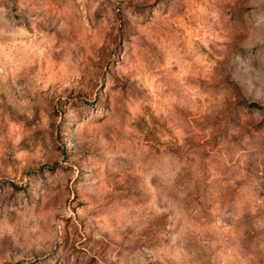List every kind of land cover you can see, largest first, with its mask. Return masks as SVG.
<instances>
[{"label":"rangeland","instance_id":"1","mask_svg":"<svg viewBox=\"0 0 264 264\" xmlns=\"http://www.w3.org/2000/svg\"><path fill=\"white\" fill-rule=\"evenodd\" d=\"M67 3L61 0L57 7ZM144 3L146 0H121L126 37L129 33L140 35L136 26L147 23L146 14L140 11ZM172 4L177 13L202 7L203 30L199 34L203 37L208 32L212 37L219 33L217 39L231 41L227 48L220 45L217 52L228 59L215 68L211 62L202 66L212 82L202 88L209 99L197 100L196 111L173 105L174 116L165 117L160 112L163 97L161 101L154 99L147 90L146 73L136 66L139 57L149 72L160 74L163 57L155 45L149 46L147 34L141 36L147 50L137 51L135 41L125 44L120 66L112 70L104 87L100 88L99 69L112 59L104 54H97L101 64L89 65L84 78L62 91L54 86L33 97L24 86L27 81L20 82L23 94L10 83H0V225H16L18 213L39 215L42 194L47 201L44 210L59 219L71 191L76 193L78 203H73L81 209L78 219L84 224L83 235L73 233L71 243L48 241L39 253L36 245L29 248L22 237L17 243L5 232L0 238V264H185L176 253L181 247L198 246L193 244L197 236L211 253L201 249L207 257L202 264H264V203L256 202L264 201V108L240 107L231 89L223 84L227 75L242 77L238 71L241 65L232 62L234 53L252 68L250 101L264 99L260 83L264 76V43H260L264 31H249L264 17V2L172 0ZM42 6V0H0L5 9L0 13V27L13 31L28 28L43 14ZM109 7L102 6L103 13H97L93 27L100 26L103 18L115 32L119 25L109 15ZM212 12H216L214 18ZM53 22L59 23L55 16L48 21L49 25ZM111 44V39L106 42L108 52ZM243 88L248 95L246 83ZM177 128L183 132L182 145L174 134ZM165 135L171 139L161 143ZM129 148L131 160L122 155ZM137 149L142 163L155 162L148 170L156 164L163 169L167 159L170 167L165 175L175 172L169 176L171 185L158 186L156 206L166 209L163 213L137 211L152 199L143 178L129 174ZM22 163L27 167L22 168ZM41 168L45 169L44 178L40 177ZM77 170L80 176L73 184ZM25 183L31 188L30 198L23 190L13 194L12 188L23 189ZM152 183L156 185L157 180ZM101 185L112 192L102 197ZM101 199L107 203L101 204ZM90 204L97 208L89 212ZM122 212L132 223L121 220L118 226L116 217ZM97 215L108 217L111 232L100 227ZM218 220L220 227L212 228ZM189 223L205 231L185 243L184 229ZM225 226L230 231L225 232ZM19 231L16 225L14 233ZM62 231L64 236L56 235L67 240V228ZM53 244L56 251L48 255Z\"/></svg>","mask_w":264,"mask_h":264},{"label":"clouds","instance_id":"2","mask_svg":"<svg viewBox=\"0 0 264 264\" xmlns=\"http://www.w3.org/2000/svg\"><path fill=\"white\" fill-rule=\"evenodd\" d=\"M60 2L61 0H56L54 4L53 0H42L43 6L40 11L43 14L36 23H31L28 28L19 27L13 31L0 27V83H10L12 87L23 94L20 82L27 81L24 86L30 88L33 97L38 93L47 92L49 88L54 86H60L62 91L71 88L74 81L84 78L86 75L85 68L89 65L101 64V61L97 59V54L110 55L112 57L111 61L107 65L101 64L99 69L101 88L104 87V81L111 75L112 70L120 66V61L123 59L126 50L125 44L129 40L135 41L133 47L137 51L147 50L148 46H144V41L141 39V36L147 34L146 38L149 41V46L155 45L156 50L163 57V64L158 70L160 74L149 72L139 57L136 66L146 73L144 79L147 81V90L154 99L161 101V97H163L160 112L165 117L174 116L173 105L181 108L188 107L190 110L196 111L199 107L196 103L197 100L203 102L209 99L202 88L207 87L212 82V78L205 76L201 70L202 66L211 62L215 68L228 59L227 56L218 55L217 52L220 45L227 48L231 41H226L223 38L217 39L219 33L212 37H209L208 32H205L203 37L199 34L203 30L201 16L204 9L202 7H197L195 10L186 9L183 13H177L173 8L172 0H146L140 11L146 14L147 23L143 26H136L140 35L129 33L126 37L123 32L125 27L123 17L120 15L121 0H68L67 5L63 8L57 7ZM208 2L209 0H204V3ZM261 2H264V0H261ZM102 6L109 7V15L119 25L115 32H113L112 26L108 24L107 20L103 18L100 26L93 27L96 23L97 13H103ZM112 9H115V11H112ZM4 11L5 9L0 7V13ZM124 15L126 16L128 13L125 12ZM52 16H55L59 23L53 22L49 25L48 21ZM211 16L214 18L216 12H212ZM76 17H79V19H75ZM37 24H43V27L38 28ZM152 28H155V31H150ZM256 29L264 31V17L253 25L249 31ZM109 33H112V36H109ZM169 37H171V40ZM110 39L112 40L111 52H108L105 45ZM260 43H264V40H261ZM73 53L76 54L75 60L73 59ZM233 55L235 58L232 62H238L241 65L238 71H241L242 77H247V79L243 80L242 77L234 79L232 75H227L223 84L231 89L236 97V103L240 107L251 110L264 108V99L257 98L251 101L249 99L251 90L254 87L252 84L254 78L250 76L252 68L242 61L239 55L234 53ZM123 71L126 73L128 69H123ZM243 83L248 85V95H245ZM260 83L264 87V76L260 78ZM215 86L219 87L220 85ZM24 103H28V101H24ZM152 107L156 108L157 105L154 103ZM40 115L46 121L47 118L43 111ZM58 123H62V121L58 120ZM261 126L264 127V125ZM193 130L195 131L194 126ZM174 134L182 145V130L179 128L174 129ZM170 139L171 137L165 135L161 143ZM143 150L147 151V149ZM131 152L132 149L129 148V151L122 153V155L131 160ZM136 152L137 159L133 161L134 167L129 174L142 177L147 192L152 195V199L143 208H138L137 211L155 210L157 213H163L166 209L156 206L158 186L160 184L171 185L173 181L169 179V176H175V172L165 175L170 167L167 159L163 161V169H161L160 164H156L155 167L148 170L155 162L149 160L148 163H142L139 159L140 149H137ZM21 155L24 154L21 153ZM37 155L42 158L43 154L40 149H37ZM33 158L35 159L36 156L34 155ZM20 166L22 168L27 167L23 163ZM176 171L178 172L179 169H176ZM44 175L45 169L41 168L40 177L44 178ZM79 176V170L75 171L72 177L73 184ZM154 178L157 180L156 185L152 183ZM69 187L71 189V186ZM20 190H23L25 196L30 198L31 188L29 185L25 183L23 189L12 188L13 194ZM160 190L163 191V189ZM111 192V188L101 185L100 195L102 197L105 193ZM73 201H77L75 191H71L68 205L65 206L61 217L56 219L55 213L44 210L47 201L42 194L39 202L40 214L26 215L18 213L20 219L16 221V225L20 226V231L14 233L16 225L9 227L5 223L0 225V238L7 232L18 243L22 237L29 248L36 245L37 253L42 250V246L47 244L48 241H55V243L61 245L71 243L73 233L83 235L84 231V224L78 219L81 209L77 207L78 201L77 203H73ZM256 202L264 203V201ZM105 203L107 201L101 199V204ZM73 208H77V210L73 212ZM96 208L97 205L90 204L88 211L91 212ZM95 219L102 229L112 231L108 226V217L97 215ZM116 219L118 226L121 220L129 224L132 223L131 220L127 219V213L125 212L118 214ZM42 221L44 223L43 228L41 227ZM219 227L220 221L218 220L212 228L218 229ZM65 228L68 230L67 240L60 239L56 235L59 232L60 236H64L62 230ZM204 231L205 229L194 228L193 224L189 223L184 229L185 243L197 236V233H203ZM224 231L227 232L230 229L225 226ZM193 244L198 246L181 247L176 253V258H182L185 264H202V261L207 257L201 254V249L209 255L211 254L210 250L204 247V243L199 242L198 236ZM54 251L56 249L53 244L49 247L48 255ZM215 258L212 257L213 260Z\"/></svg>","mask_w":264,"mask_h":264}]
</instances>
